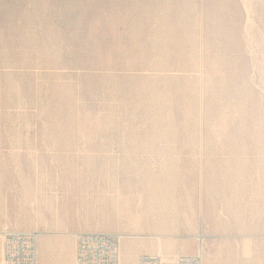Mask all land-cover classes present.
Wrapping results in <instances>:
<instances>
[{
	"label": "rangeland",
	"instance_id": "374dc122",
	"mask_svg": "<svg viewBox=\"0 0 264 264\" xmlns=\"http://www.w3.org/2000/svg\"><path fill=\"white\" fill-rule=\"evenodd\" d=\"M0 19V250L31 230L40 264H73L104 232L122 264H264V0H0ZM154 198L163 220L137 224Z\"/></svg>",
	"mask_w": 264,
	"mask_h": 264
},
{
	"label": "built area",
	"instance_id": "2783aa9c",
	"mask_svg": "<svg viewBox=\"0 0 264 264\" xmlns=\"http://www.w3.org/2000/svg\"><path fill=\"white\" fill-rule=\"evenodd\" d=\"M40 235L31 230H8L2 236L0 264H40ZM123 238L115 233H78L73 264H122ZM135 264H204L201 248L193 255L177 256L172 262L140 255Z\"/></svg>",
	"mask_w": 264,
	"mask_h": 264
},
{
	"label": "bare ground",
	"instance_id": "6f19581e",
	"mask_svg": "<svg viewBox=\"0 0 264 264\" xmlns=\"http://www.w3.org/2000/svg\"><path fill=\"white\" fill-rule=\"evenodd\" d=\"M154 200H157V201H153L151 199L150 208H148L149 210L146 213H144L143 215H140V216H136V218H135L134 221L137 224L142 221L143 217L145 218V220H144L145 222H150V221L155 222L156 219H159L161 221L163 220V216L166 215V214H164L162 212V210H161V208H162V205L161 204L162 203L160 202L159 198H154ZM157 238L159 239V246H160V249H161L162 248L161 238H159V237H157ZM198 239H199V237H197V240ZM199 241L202 242L201 239H199ZM158 253H159V251H158ZM0 255L2 257V250H0ZM0 263H1V261H0Z\"/></svg>",
	"mask_w": 264,
	"mask_h": 264
},
{
	"label": "crops",
	"instance_id": "0c3cea01",
	"mask_svg": "<svg viewBox=\"0 0 264 264\" xmlns=\"http://www.w3.org/2000/svg\"><path fill=\"white\" fill-rule=\"evenodd\" d=\"M7 24H9V25H13V20L12 19H10L8 22H6L5 23V25H7ZM4 25V22H3V20L2 19H0V36L2 35V26Z\"/></svg>",
	"mask_w": 264,
	"mask_h": 264
}]
</instances>
